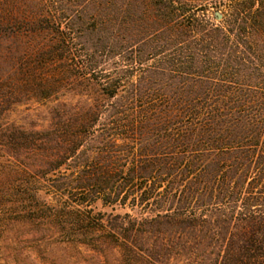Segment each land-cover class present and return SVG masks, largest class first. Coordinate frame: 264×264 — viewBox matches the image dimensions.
<instances>
[{
    "label": "trees",
    "instance_id": "16d2710c",
    "mask_svg": "<svg viewBox=\"0 0 264 264\" xmlns=\"http://www.w3.org/2000/svg\"><path fill=\"white\" fill-rule=\"evenodd\" d=\"M0 241L264 264V0H0Z\"/></svg>",
    "mask_w": 264,
    "mask_h": 264
},
{
    "label": "rangeland",
    "instance_id": "374dc122",
    "mask_svg": "<svg viewBox=\"0 0 264 264\" xmlns=\"http://www.w3.org/2000/svg\"><path fill=\"white\" fill-rule=\"evenodd\" d=\"M204 5V4H203ZM201 12H206L210 17L214 18V15L220 14V12H217L216 9L214 8H210L209 10H203L205 9L204 7L201 8ZM35 107V106H33ZM27 105H22L19 107L18 111L15 112V114L13 115V118L16 120H20L23 119L24 117H26L25 115H31V113H33V109H26ZM30 122L31 121V117L30 118H24L21 122ZM95 212H105V213H113V214H124L127 212H130L133 216H140V211H138V209L133 210L129 207H109V206H104L102 205V203H97L94 207ZM76 263V261H75ZM74 263V264H75ZM0 264H48V263H44L42 262V260L40 258H34V257H29V259H22L19 263V261H17L13 256H11L7 250H5V248L2 246V243L0 241Z\"/></svg>",
    "mask_w": 264,
    "mask_h": 264
}]
</instances>
